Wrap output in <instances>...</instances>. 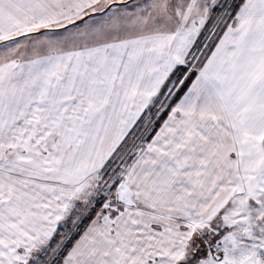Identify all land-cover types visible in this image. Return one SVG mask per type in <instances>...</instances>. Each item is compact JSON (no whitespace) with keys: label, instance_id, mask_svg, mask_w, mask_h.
I'll list each match as a JSON object with an SVG mask.
<instances>
[{"label":"snow or ice","instance_id":"6c2138e0","mask_svg":"<svg viewBox=\"0 0 264 264\" xmlns=\"http://www.w3.org/2000/svg\"><path fill=\"white\" fill-rule=\"evenodd\" d=\"M0 264H264V0H0Z\"/></svg>","mask_w":264,"mask_h":264}]
</instances>
